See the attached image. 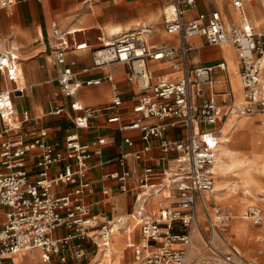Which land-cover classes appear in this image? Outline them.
I'll list each match as a JSON object with an SVG mask.
<instances>
[{"label": "built area", "instance_id": "obj_1", "mask_svg": "<svg viewBox=\"0 0 264 264\" xmlns=\"http://www.w3.org/2000/svg\"><path fill=\"white\" fill-rule=\"evenodd\" d=\"M231 1L236 10L243 9L245 0ZM13 3L0 0V7ZM196 8L197 0H169L163 8L167 33L178 38L174 46L150 45V27L141 26L92 51L95 69L126 66L128 80L141 91L132 107L133 120L127 124H121L118 111L123 93L115 77L106 73L82 80L81 73L67 63L66 32L52 22L54 54L61 67L56 80L70 103L61 107L53 99L48 115L57 118L69 111L73 130L59 142L49 139L46 128L29 136L22 131V124L33 121L30 112L24 111L23 119L18 120L15 91H0V218H5L0 225V264L10 256L32 251L39 252L43 264H86L94 248H110L121 221L100 220L88 202L89 173L100 165L92 164V159L102 156L107 141L103 137L83 140L82 132L111 110L115 113L107 122L119 124L121 131H139L142 142L141 149L135 150L134 139L124 140L125 147L111 160L119 173L101 177L116 182L119 193L136 192L131 216L140 227L142 241L135 246L134 260L126 264H264V235L256 238L262 256V263H257L243 254L230 233L231 213L207 201L214 192L213 168L222 124L247 115L260 116L264 127V29L246 17L240 24H227L219 11L187 19ZM200 36L207 45H230L238 53L242 102L234 100L230 89L217 92L215 88L216 70L224 73L223 83L229 84L224 62L192 64L190 40ZM18 59L16 53L0 52V73L9 82L18 80ZM151 62H167L179 77L162 75L153 82L147 67ZM103 82L112 86L111 106L95 108L75 100L82 87ZM219 95L226 98L223 104L217 102ZM177 128L183 130L179 138L164 136ZM261 133L264 137V128ZM156 148L173 156V166L166 172L148 165V153ZM130 160L142 170L134 182ZM103 194L113 195L108 188ZM159 196L163 199L159 207L148 210V200ZM107 205L113 208L114 203ZM263 205L264 194L247 208L245 216L264 230ZM196 234L201 235L203 246L191 257Z\"/></svg>", "mask_w": 264, "mask_h": 264}, {"label": "crops", "instance_id": "obj_2", "mask_svg": "<svg viewBox=\"0 0 264 264\" xmlns=\"http://www.w3.org/2000/svg\"><path fill=\"white\" fill-rule=\"evenodd\" d=\"M229 1L230 6L225 7L223 5L224 0H219V5L217 0H197V8L188 13L186 18L192 19L201 13L209 15L214 11H219L223 21L227 24H240L243 17L253 23L255 15L264 19L263 0H260V5L254 3V0H245L241 11L236 10L232 1ZM168 2L169 0H14V3L9 7H0V52L16 53L20 68L17 82H9L0 73V91L6 89L15 91L14 102L18 120L23 119L24 111L30 112L33 121L22 124V131L29 134V136H33L39 133L41 129L46 128L49 130V139L59 142L66 133L73 130V120L69 111L57 118L48 115L49 110L52 108L53 99H57L58 105L61 107L67 108L70 103V99L61 94L56 80L61 67L58 65L54 54L53 21H56L60 29L67 34L64 44L67 49V63L74 71L81 73L80 78L82 80L99 78L106 73H111L123 93L124 107L118 111L122 117L121 124L132 121V107L141 91L136 83L128 80V67L113 65L108 68L95 69L91 54L93 50L102 48L108 42H113L119 34L137 30L141 26L150 27L151 32L147 36L150 45L155 47L176 45L178 43L177 36L170 35L166 31L163 8ZM229 11L234 12V17L235 14L238 17L231 19ZM263 23L260 25L255 24L260 28ZM261 29L264 28L261 27ZM190 43L193 46L191 61L194 66L214 65L219 62L226 64L229 84L225 85L223 83L224 73L216 70L217 83L215 88L217 92H223L228 88L231 90L235 101H242L243 88L239 80L240 60L235 49L230 45H207L205 38L201 36L191 39ZM235 64L238 65V71L235 70ZM147 67L152 74L153 82L162 75L170 79L179 77V73L174 71L167 62H151L147 64ZM238 80L241 92L238 87ZM113 96L111 84L103 82L98 86L82 87L75 96V100L86 106L106 108L111 106ZM225 100L226 98L222 95L217 97L219 104H223ZM114 113L115 111L112 110L103 112L93 121L90 129L82 132V135L83 140H95L97 137H103L107 141L102 156H95L92 159V164L100 165L89 173L92 186L89 189L88 202L92 204V211L99 216L100 220L113 219L114 222L121 221L118 224L119 230L114 234L111 244L115 245L113 247L114 252L119 253L114 264H126L134 260L135 246L141 244L142 241L140 227L131 216L136 192L131 190L128 193H119L117 192L116 182L101 179V177L119 173L120 168L111 160L116 158L122 148L125 147L124 140L127 138L134 139L136 143L135 150L141 149L142 142L139 131H121L119 124H109L107 122L108 117ZM249 117L247 120L242 117L227 120L222 124V135L224 127H228V132L233 128L236 132H242L239 128L240 124H260V116ZM182 134L183 130L177 128L169 129L164 136L169 139H176ZM260 139L263 140L262 137ZM241 148L249 149L251 156L257 154L254 152L252 145L241 146ZM238 152L242 153L241 151ZM242 154L246 157L244 153ZM149 156L151 161L148 165L159 172H166L173 166V156L163 155L158 148L148 153ZM129 168L132 171L134 182L142 170L134 160L129 161ZM213 173L216 183L217 177L214 168ZM106 188L111 191L112 196L103 194V190ZM244 189H248L249 194L241 195L240 197L244 199L241 202L237 198L239 191L241 190L243 193ZM255 198L256 195H252L250 187L219 188L217 186V192H213L207 201L212 206L222 207L220 203L228 205V207L222 208L231 213L230 233L236 237L237 246L248 259L262 263L261 249L256 238L264 235V230L254 225L249 219L244 220L239 216L241 212L243 214L248 206L255 203ZM162 200L161 196L150 198L147 203L148 210L155 211ZM109 201H113V208L107 205ZM232 208L238 211L233 227L234 215ZM238 222L251 223V225H248V229L253 228L256 230L255 232L251 231L245 241L240 238L234 229ZM254 234L255 238L252 240ZM246 241L255 242L256 245H250ZM202 246V237L200 234H196L190 253L191 257ZM129 250H131V253L128 252ZM256 252L259 256L255 254ZM102 254V250L93 254L89 261L90 264H103ZM20 255H23V253L8 257L5 264H17L15 259Z\"/></svg>", "mask_w": 264, "mask_h": 264}, {"label": "bare ground", "instance_id": "obj_3", "mask_svg": "<svg viewBox=\"0 0 264 264\" xmlns=\"http://www.w3.org/2000/svg\"><path fill=\"white\" fill-rule=\"evenodd\" d=\"M235 70L238 71L237 64H235ZM245 120L247 119L245 118ZM239 128L241 129V131H245L246 133H244V135L240 137L241 140L235 141L234 145H238V144H243V146L252 145L254 148V152H256L258 155H261L262 157L261 161L260 162L250 161L248 157H242L240 152L236 151V149H232L230 146L232 144L233 136L230 135V132L227 131L228 127H224L223 135L220 139V145H219L220 152H219V156L214 166V172L216 176L221 177V178H228V177L234 178L233 180H231V183H223L225 188H232L233 186L240 188V186L244 185L245 187L254 188L262 192L264 191V184H263V181H264V149L259 148V143L254 138L253 124H240ZM221 145H223L225 148H222ZM219 185L221 186V184ZM247 190L245 189L243 190L244 195L249 194ZM215 191L217 192L216 183L214 186V193ZM255 202H256V198H255ZM245 211L243 212V214L241 212L239 216L242 219L247 220L248 218L245 216ZM234 229L236 233L240 236V238L244 241L246 240V238L249 237L251 231L253 232L256 231L253 228L248 229V225H246L244 222L236 223V225L234 226ZM118 233H121V232H118ZM114 246L115 245H113L112 243L110 248L106 250H102L103 264H114V260L119 255L118 252L116 251L114 252L113 250ZM35 258L39 259L38 256L37 257L35 256Z\"/></svg>", "mask_w": 264, "mask_h": 264}, {"label": "rangeland", "instance_id": "obj_4", "mask_svg": "<svg viewBox=\"0 0 264 264\" xmlns=\"http://www.w3.org/2000/svg\"><path fill=\"white\" fill-rule=\"evenodd\" d=\"M218 1V5H219V0H217ZM254 3H259V5H260V0H254ZM223 5L226 7H228V5L230 6V1L229 0H224V2H223ZM229 15H230V18L231 19H234V18H237L238 16H237V14H235L236 16L234 17V15H233V13L231 12V11H229ZM262 17H263V14H262ZM252 19V18H251ZM253 20V19H252ZM256 23L257 25H260L261 23H263L264 22V19L263 18H258L256 15H255V20L253 21V23ZM254 23V25L256 26V24ZM257 27V26H256ZM264 28V23L260 26V28ZM238 87H239V90H240V92H241V87H240V84H239V80H238ZM124 106L122 105L121 106V108L120 109H122ZM243 119H248V118H250L249 116H243L242 117ZM260 119H262V118H260ZM253 128H254V138H255V140L259 143L260 142V144H259V148L260 149H264V137H263V135H262V130H263V126H262V124H258V123H254L253 124ZM260 131V132H259ZM241 133V134H240ZM244 133H246L245 131H242V132H236L235 131V129L233 128L231 131H230V135H232L233 137V139H232V144H231V148L232 149H236V150H238V151H241L242 153H244L245 155H246V157H248L249 159H250V161H255V162H260L261 161V159H262V157H261V155H258V154H254V155H250L249 154V152H250V150L249 149H247V148H241V146H243V144H238V145H234L235 143V141H238V140H241L240 139V137L242 136V135H244ZM260 137H262L263 138V140L262 139H260ZM222 146V148H225L223 145H221ZM219 149H220V146H219ZM241 153V156L242 157H244V155ZM252 159V160H251ZM217 178H216V185L217 186H219V188H223L224 187V184L223 183H231V180H233L234 178H231V177H228V178H221V177H218V176H216ZM219 184H221V186L219 185ZM243 187H245L244 185H242V186H240V188H243ZM251 193H252V195H256V200H257V197L259 196V195H262V194H264V192L263 193H260V191L259 190H257V189H254V188H251ZM241 195H243V193H242V191L240 190L239 191V196H238V200L239 201H241V202H243L244 201V199H242L240 196ZM221 205H222V207H228V205H224L223 203H220ZM232 211H233V215H234V218H233V221H232V227H233V224H234V221L236 220L235 219V217H236V214H238V211L235 209V208H232ZM5 220V218L4 217H1L0 218V225L2 224V222ZM246 225H251V223H246ZM233 231H234V229H233ZM58 232H60V230L58 231ZM255 236V234L252 236V240H254V237ZM251 239V238H250ZM244 242V241H243ZM247 242H249V241H246V243ZM245 243V244H246ZM250 243V245H256L255 244V242L253 243V242H249ZM243 244V243H242ZM99 251H101V250H97L96 248H94L93 250H92V252H91V255H90V257H89V259L87 260V262H86V264H90V259H91V257H92V255L93 254H96V253H99ZM129 253H131V250H129L128 251ZM32 253V254H31ZM255 254H257V252L255 253ZM23 255H24V257H23ZM23 255H20L19 257L17 256V258L15 259L16 260V263L17 264H22L23 262H24V264H42L41 263V260H40V255L38 254V252L37 251H32V252H27V253H23ZM258 255V254H257ZM35 256H38V258L39 259H36L35 258ZM259 256V255H258ZM116 260V259H115ZM115 260H114V263H115ZM124 261V260H123ZM127 261V260H126ZM53 264H56V263H53Z\"/></svg>", "mask_w": 264, "mask_h": 264}]
</instances>
